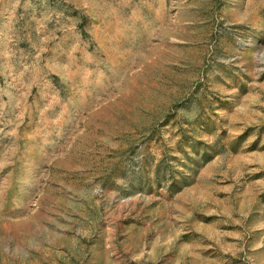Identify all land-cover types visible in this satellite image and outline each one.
<instances>
[{"label": "rangeland", "instance_id": "1", "mask_svg": "<svg viewBox=\"0 0 264 264\" xmlns=\"http://www.w3.org/2000/svg\"><path fill=\"white\" fill-rule=\"evenodd\" d=\"M0 264H264V0H0Z\"/></svg>", "mask_w": 264, "mask_h": 264}]
</instances>
